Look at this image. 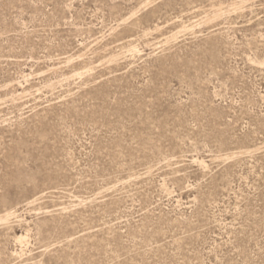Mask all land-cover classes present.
<instances>
[{"label":"rangeland","instance_id":"1","mask_svg":"<svg viewBox=\"0 0 264 264\" xmlns=\"http://www.w3.org/2000/svg\"><path fill=\"white\" fill-rule=\"evenodd\" d=\"M0 264H264V0H0Z\"/></svg>","mask_w":264,"mask_h":264},{"label":"bare ground","instance_id":"2","mask_svg":"<svg viewBox=\"0 0 264 264\" xmlns=\"http://www.w3.org/2000/svg\"><path fill=\"white\" fill-rule=\"evenodd\" d=\"M234 158V157H233ZM8 218V217H7ZM23 239V238H22ZM22 239H20V240H22Z\"/></svg>","mask_w":264,"mask_h":264}]
</instances>
